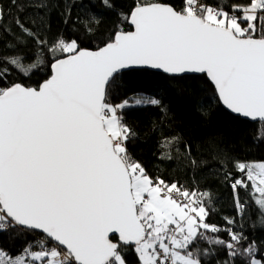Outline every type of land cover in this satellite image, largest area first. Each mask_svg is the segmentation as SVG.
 I'll return each mask as SVG.
<instances>
[{
	"label": "snow or ice",
	"instance_id": "6c2138e0",
	"mask_svg": "<svg viewBox=\"0 0 264 264\" xmlns=\"http://www.w3.org/2000/svg\"><path fill=\"white\" fill-rule=\"evenodd\" d=\"M117 2L102 0L117 22L95 50L20 18L0 49V232L33 237L15 257L0 249V264H128L130 250L137 264H264V246L234 217L208 223L209 191L147 172L128 148L137 134L123 111L132 105L109 99L125 70L206 74L227 109L264 122V0H135L127 12ZM45 59L50 74L35 87L9 82L14 71L30 78ZM134 104L161 106L142 95ZM179 144L173 135L159 147L176 145L199 167L193 146ZM227 161L216 174L235 211L255 212L264 226V162L233 161L229 170Z\"/></svg>",
	"mask_w": 264,
	"mask_h": 264
},
{
	"label": "trees",
	"instance_id": "16d2710c",
	"mask_svg": "<svg viewBox=\"0 0 264 264\" xmlns=\"http://www.w3.org/2000/svg\"><path fill=\"white\" fill-rule=\"evenodd\" d=\"M40 3L48 6L41 8L38 6ZM134 3L135 0H118L116 7L127 12ZM0 8L3 9L0 49L10 45L19 33L15 25L16 18L26 24L35 20L37 26L41 23L50 24L49 38L60 33L68 40L76 39L81 48L89 50H95L98 45L103 46L117 22L115 12L106 10L102 0H0ZM93 15L99 21L98 24H90ZM65 18L67 23L64 22ZM86 25L93 27V31H86ZM122 27L132 30L127 25ZM28 63H32V60ZM47 63L45 59L44 66L30 78L14 71L9 82L35 87L50 74ZM141 95L160 100L161 106L135 105L134 98ZM109 99L113 104L128 100L132 105L123 111L124 122L137 134L128 148L150 175H159L167 182L179 181L186 187L195 185L201 191H209L213 198V210L208 223L224 227V218L234 217L237 230L243 224L244 234L249 240L264 246V226L259 223L257 214L252 212L250 218L248 214H237L231 189L221 179L222 170L219 175L216 174V165L224 161L225 156L228 157L229 170L233 161L264 162V123H252L225 110L206 75L170 77L149 70L124 72L118 78ZM161 107L166 109V117ZM201 109L207 115H202ZM173 135L180 138L181 151L184 143L193 146L191 155L199 167L193 168L190 161L176 151V145L159 147L164 137ZM168 152L173 157L171 162L160 159L162 153ZM241 197H244L243 192ZM253 224L256 226L253 227ZM32 239L31 235L9 229L0 232V249L15 257L25 242ZM220 259H225L223 254ZM127 260L128 264H137L133 250L128 252Z\"/></svg>",
	"mask_w": 264,
	"mask_h": 264
},
{
	"label": "water",
	"instance_id": "95a60500",
	"mask_svg": "<svg viewBox=\"0 0 264 264\" xmlns=\"http://www.w3.org/2000/svg\"><path fill=\"white\" fill-rule=\"evenodd\" d=\"M134 70H149V71L161 73V74H164V75H167V76H170V77H184V76L206 75V74H198V73H185V74L173 75V74L165 73L162 69H151V68H138V69H134ZM134 70H125L122 73L129 72V71H134ZM220 103H221V105L223 106V108L225 110H227L229 113H231L234 116H237V117H240L242 119L248 120V121H250L252 123H264V122H261L259 120L253 121L251 118H244V117L240 116L239 114L232 113L231 110L227 109L226 106H224L221 101H220Z\"/></svg>",
	"mask_w": 264,
	"mask_h": 264
}]
</instances>
